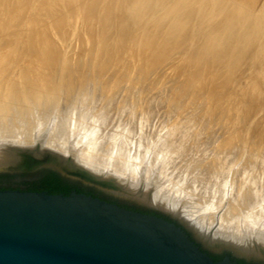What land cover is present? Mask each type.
I'll list each match as a JSON object with an SVG mask.
<instances>
[{
	"label": "rangeland",
	"instance_id": "rangeland-1",
	"mask_svg": "<svg viewBox=\"0 0 264 264\" xmlns=\"http://www.w3.org/2000/svg\"><path fill=\"white\" fill-rule=\"evenodd\" d=\"M66 117L83 119L74 128L95 147L112 143L111 157L120 148L144 156L143 165L162 161L166 177L157 178L171 177L175 186L188 189L183 180L199 177L196 168L208 183L212 176L225 182L221 207L244 213L241 203H230L233 182L252 162L250 176L264 170V0H0V123L33 138L54 132ZM171 135L183 136L179 148ZM204 141L209 155L199 151ZM263 182L255 208L264 203Z\"/></svg>",
	"mask_w": 264,
	"mask_h": 264
},
{
	"label": "water",
	"instance_id": "water-1",
	"mask_svg": "<svg viewBox=\"0 0 264 264\" xmlns=\"http://www.w3.org/2000/svg\"><path fill=\"white\" fill-rule=\"evenodd\" d=\"M47 134L29 145H0V175L50 169L92 185L96 196L0 189V264L264 263V231L241 221L217 225L214 211L222 202L197 215L186 198L166 195L159 170L150 172V183H143L146 163L136 183H129V175L92 174L78 164L75 144L65 154L46 145ZM208 251L225 254L214 260Z\"/></svg>",
	"mask_w": 264,
	"mask_h": 264
},
{
	"label": "bare ground",
	"instance_id": "bare-ground-1",
	"mask_svg": "<svg viewBox=\"0 0 264 264\" xmlns=\"http://www.w3.org/2000/svg\"><path fill=\"white\" fill-rule=\"evenodd\" d=\"M143 1V0H142ZM206 1V0H205ZM257 1V0H256ZM206 3V2H205ZM249 3V2H248ZM252 4V3H251ZM135 5V4H134ZM138 5H140V4H138ZM190 5V4H189ZM143 6V5H142ZM177 7V6H176ZM109 11V10H108ZM250 15V14H249ZM195 18V17H194ZM227 19V18H226ZM229 22V21H228ZM185 24V23H184ZM234 24V23H233ZM232 24V25H233ZM177 25V24H176ZM228 39V38H227ZM222 40V39H221ZM223 43V42H222ZM245 44V43H244ZM223 46V45H222ZM232 46V45H231ZM242 47V46H241ZM245 47V46H244ZM242 50V49H241ZM204 52V51H203ZM243 52V51H242ZM240 55V54H239ZM38 82V81H37ZM79 87V86H78ZM88 88V87H87ZM81 89V88H80ZM79 89V90H80ZM78 90V89H77ZM83 90H84V88H83ZM132 90V89H131ZM136 90V89H135ZM134 90V91H135ZM75 91H76V89H75ZM91 91V90H90ZM77 92V91H76ZM75 92V93H76ZM135 93H136V91H135ZM163 93V92H162ZM150 94V93H149ZM148 94V95H149ZM155 95H158V94H155ZM141 97V96H140ZM152 97V96H151ZM127 98V97H126ZM145 98V97H144ZM150 98V97H149ZM119 99V98H118ZM145 99H147V96H146V98ZM163 99H165V98H163ZM142 100H144L143 98H142ZM159 100V99H158ZM51 101V100H50ZM123 101V100H122ZM125 102H126V104H127V101L126 100H124ZM131 101V100H130ZM147 102L149 101V99L148 100H146ZM151 101V100H150ZM162 101V100H161ZM124 103V102H123ZM140 102L138 101V104H139ZM152 103V102H151ZM158 103H160V102H158ZM52 104V103H51ZM42 105V104H41ZM110 105H112L111 103H110ZM109 105V106H110ZM116 105V104H115ZM128 105H129V103H128ZM132 105V104H131ZM52 106V105H51ZM51 106H50V108H51ZM35 107H38V106H35ZM48 107V106H47ZM121 107H124V106H121ZM147 107V106H146ZM150 107V106H149ZM155 107V106H154ZM158 107V106H157ZM46 108V107H45ZM65 108V107H64ZM141 108V107H140ZM151 108V107H150ZM31 109V108H30ZM35 109H37V108H35ZM42 109H43V111L45 110L43 107H42ZM41 109V110H42ZM113 109V108H112ZM124 109H126V107L124 108ZM32 110V109H31ZM38 110H40V108H38ZM40 110V111H41ZM107 110H109V109H107ZM149 110V109H148ZM152 111H154L153 109H151ZM150 110V111H151ZM37 111V110H36ZM55 111L56 110H54V113H55ZM146 112V111H145ZM149 112V111H148ZM36 113V112H35ZM38 113V112H37ZM157 113V112H156ZM195 113V112H194ZM50 114V113H49ZM114 114V113H113ZM142 114V113H141ZM140 114V115H141ZM154 114V113H153ZM42 115V114H41ZM108 115H110V114H106V116H108ZM115 116H117V114H114ZM123 115V114H122ZM125 115V114H124ZM145 116L147 115L146 113L144 114ZM155 115V114H154ZM194 115V114H193ZM44 116V115H43ZM63 116V115H62ZM69 116V115H68ZM111 116H113V115H111ZM149 116V115H148ZM150 116H152V114L150 115ZM42 117V116H41ZM73 117V116H72ZM105 117V116H104ZM147 117V116H146ZM154 117H156V116H154ZM195 117V116H194ZM193 117V118H194ZM24 118V117H23ZM43 118V117H42ZM60 118V117H59ZM102 118H103V115H102ZM117 118V117H116ZM142 118V117H141ZM140 118V119H141ZM144 118V117H143ZM163 118H165V117H163ZM181 118H183V117H181ZM199 118V117H198ZM48 119V118H47ZM139 119V121H141ZM146 119V118H145ZM150 119V118H149ZM148 119V120H149ZM151 119H153V120H155V118H151ZM150 119V120H151ZM184 119H185V117H184ZM187 119H188V116H187ZM192 119V118H191ZM1 120H2V118H0V122H1ZM60 120V119H59ZM81 121V120H83V119H81L80 117H79V119H78V121ZM108 120V119H107ZM106 120V121H107ZM150 120L149 121H147L146 120V122H149V125H150ZM158 120V119H157ZM156 120V121H157ZM78 121H75V118H72V119H70V117H69V119L66 117V119L64 118L60 123H58V131L55 129V131L54 132H51V133H49V134H47V142H46V145L47 146H49V147H52V148H56V149H58V150H60L61 152H63V153H65V154H68V146L69 145H72V144H75V152H76V159H77V162H78V164L79 165H81L84 169H92V174H95L97 171H105V172H109V174H113L114 175V177H118V176H125V175H129V183H136V177H137V174L143 169V164H142V162H144L142 159L144 158V156H139L138 158L136 157V156H134L135 154L133 153V156L132 155H129L128 153V150L127 151H125V150H120V148L118 149V152L116 151L115 152V156H110V154H108V153H106V152H108V150L109 149H112V147L114 146V145H106V143H105V147H106V149L105 148H102V143L104 144V142H102V143H99V144H101L100 146H101V149H99L100 148V146L99 147H95L96 145H94L95 143H92V141L89 139V135H86V136H84V137H82L81 136V134H82V132H78L79 130L76 128H74L76 125H77V122ZM162 120H160V122H161ZM192 121V120H191ZM200 121H201V119H200ZM199 121V122H200ZM153 122V121H152ZM151 122V123H152ZM179 122H181V120L179 121ZM183 122H184V120H183ZM186 122V121H185ZM190 122V121H189ZM189 122H187V123H189ZM195 122V121H194ZM197 122H198V120H197ZM197 122H195V123H197ZM199 122L197 123V124H199ZM203 122V121H202ZM207 122V121H206ZM205 122V123H206ZM104 123H105V121H104ZM141 123H142V121H141ZM143 123H144V120H143ZM159 122H156V124H158ZM204 123V122H203ZM204 123V124H205ZM1 125H2V123H0ZM6 124V123H5ZM18 124V123H17ZM146 124H148V123H146ZM145 124V125H146ZM153 124H154V122H153ZM179 124V123H178ZM183 124V123H182ZM181 124V125H182ZM191 124V123H190ZM10 125V124H9ZM8 125V126H9ZM12 125V124H11ZM10 125V126H11ZM16 125V124H15ZM152 125V124H151ZM159 125V124H158ZM177 125V124H176ZM5 125H2V126H0V145H3V144H6V143H16V144H32V143H34V142H36L38 139H39V137H40V132H36L35 134H34V136H33V138H28V136H27V138H26V136L25 135H23V133L22 132H19L18 133V131L17 132H14V130L13 131H11V130H8L7 129V127L5 128L4 127ZM9 126V127H10ZM55 126V125H54ZM140 126V125H139ZM142 127H144L143 125H141ZM148 126V125H147ZM184 126V125H183ZM201 125H199V127H200ZM141 127V128H142ZM156 127V126H155ZM185 127V126H184ZM186 127H189L190 128V126H186ZM202 127V126H201ZM203 127L205 128L206 126H204L203 125ZM14 128H16V126L14 127ZM12 129V128H11ZM17 129V128H16ZM143 129H145V128H143ZM147 129H150V127H147ZM153 129V128H152ZM174 129H177V126H176V128H174ZM182 129H185V128H182ZM182 129H180V130H182ZM187 129V128H186ZM200 129V128H199ZM202 129V128H201ZM200 129V130H201ZM154 130V129H153ZM172 130V129H171ZM170 130V131H171ZM25 131V130H24ZM27 132H29V131H27ZM172 132V131H171ZM197 132V131H196ZM201 132V131H200ZM22 133V134H21ZM113 133V132H112ZM111 132H110V134H112ZM166 133H168V132H166ZM179 133V132H178ZM221 133H223V132H221ZM220 133V134H221ZM26 134V133H25ZM116 134V133H115ZM123 134H126V133H124L123 132ZM140 134V133H139ZM143 133H141V135H142ZM191 134V133H190ZM200 135L201 133H199V132H197V135ZM209 134V133H208ZM207 134V135H208ZM214 134V133H213ZM230 134V133H229ZM186 135H188V134H186ZM209 135H211V133L209 134ZM215 135V134H214ZM217 135V134H216ZM219 135V134H218ZM30 136V135H29ZM127 136V135H126ZM175 136V135H174ZM177 136L178 135H176V138L175 139H177V140H174V137L172 138V135H171V138H170V136L169 137H167V139L168 138H170L172 141L174 140V141H176V143H177V148H179L181 145H182V140H178L179 138H177ZM182 136V135H181ZM180 135L178 136V137H181ZM31 137V136H30ZM115 137V136H114ZM142 137V136H141ZM144 137V136H143ZM151 137V136H150ZM165 137V136H164ZM163 137V138H164ZM183 137V136H182ZM182 137H181V139H182ZM210 137V136H209ZM215 137V136H214ZM218 137V136H217ZM105 138V137H104ZM111 138V137H110ZM145 138H146V136H145ZM149 138V137H148ZM118 139V138H117ZM166 138H165V140H167ZM187 138H185L184 140H186ZM205 139V138H204ZM215 139V138H214ZM225 139V138H224ZM196 140V139H195ZM207 140V139H206ZM205 140V141H206ZM106 141H108V140H106ZM118 141V140H117ZM173 141V142H174ZM177 141H181V145H179L178 146V144H180V142H177ZM205 141L204 142H200L199 143V146H201V149H199V151H202V152H204V153H207V152H205L206 151V149H204V146H207L206 144H204V146H203V148H202V144L203 143H205ZM209 142H210V140H208ZM29 142V143H28ZM95 142V141H94ZM163 143H164V141H162ZM166 142H168V140L166 141ZM165 142V143H166ZM173 142H170V143H173ZM184 142V141H183ZM197 142V141H196ZM212 142H214V141H212ZM109 143V142H108ZM115 143H116V141H115ZM185 143H187V142H185ZM191 143V142H190ZM195 143V142H194ZM194 143H192V144H194ZM207 143V142H206ZM219 143V142H218ZM235 143V142H234ZM96 144H97V142H96ZM98 144V145H99ZM113 144H114V142H113ZM209 144V143H208ZM210 144H212V143H210ZM215 143H213V145H214ZM217 144V143H216ZM97 145V146H98ZM235 145V144H234ZM153 146V145H152ZM163 146V150H164V145H162ZM167 146V145H166ZM170 146V145H169ZM168 146V147H169ZM173 146V149H174V145H172ZM183 146H184V143H183ZM190 146V145H189ZM198 146V147H199ZM124 147V146H123ZM150 147V146H149ZM168 147H166V148H168ZM171 147V146H170ZM193 147H195V146H193ZM215 147V146H214ZM254 147V146H253ZM264 147V146H263ZM127 148V147H126ZM129 148V147H128ZM190 148V147H189ZM209 148V147H208ZM218 148V147H217ZM233 149H235L236 150V148H235V146L234 147H232ZM238 148V147H237ZM244 148V147H243ZM252 148V147H251ZM97 149H99V151L97 150ZM124 149H125V147H124ZM172 148H170L169 150H171ZM191 149H192V147H191ZM203 149H204V151H203ZM211 149V148H210ZM216 149V148H215ZM239 149V148H238ZM116 150V149H115ZM114 150V151H115ZM131 150V149H130ZM169 150H167V152L169 151ZM181 151L183 150L182 148L180 149ZM190 150V149H189ZM189 150H187V151H189ZM198 150V149H197ZM218 150H219V148H218ZM225 150H227V148L225 149ZM248 150V149H247ZM142 151V150H141ZM147 151V150H146ZM158 151V150H157ZM156 151V152H157ZM161 151H162V149H161ZM176 151V150H175ZM192 152H194L193 150H191ZM211 151H213V150H211ZM222 151V150H221ZM245 151V150H244ZM250 150H248V152H249ZM262 151V150H261ZM126 152V153H125ZM190 152V151H189ZM192 152H190L189 154H191ZM202 152H200V153H202ZM209 152V151H208ZM231 152H233V150L231 151ZM248 152L246 153V154H248ZM254 151H252L251 153H253ZM147 153V152H146ZM145 153V154H146ZM154 153H155V151H154ZM153 153V154H154ZM170 153V152H169ZM196 153V152H195ZM211 153V152H210ZM245 153V152H244ZM243 153V154H244ZM250 153V154H251ZM264 153V152H263ZM114 154V153H113ZM126 154V155H125ZM131 154V153H130ZM136 154H137V152H136ZM156 154V153H155ZM159 154V153H158ZM157 154V155H158ZM172 154V153H171ZM174 154V153H173ZM208 155H209V153H207ZM212 155H213V153H211ZM221 154H223V153H221ZM225 154V153H224ZM223 154V155H224ZM250 154H248L249 156H250ZM261 154V153H260ZM138 155V154H137ZM151 155H152V152H151ZM160 155H162V154H160ZM170 155V154H169ZM169 155H167V156H169ZM182 155H184L183 157H185V154H180V156H182ZM187 155H188V153H187ZM192 155V154H191ZM191 155H190V157H191ZM195 155V154H194ZM193 155V156H194ZM203 155V154H202ZM206 155V154H205ZM204 155V156H205ZM215 155L217 156V153H215ZM220 155V153L218 154V158L219 157H221V156H219ZM222 155V156H223ZM227 156H229L230 154L228 153V154H226ZM247 155V156H248ZM256 155V154H255ZM166 156V155H165ZM173 158H176V157H178L179 155H175L176 157H174L173 155H171ZM198 156V155H197ZM233 156V155H232ZM236 156V155H235ZM252 156H253V154H252ZM146 157H147V155H146ZM145 157V158H146ZM157 157V156H156ZM156 157H154V159L156 160L157 158ZM170 157V156H169ZM168 157V158H169ZM207 157V156H206ZM215 157V156H214ZM230 157H231V155H230ZM262 157H263V155H262ZM163 158V157H162ZM195 158V157H194ZM194 158H193V160H194ZM202 158H203V156H202ZM201 158V159H202ZM205 158V157H204ZM203 158V159H204ZM207 158H210V157H207ZM217 158V157H216ZM218 158H217V161H219L218 160ZM224 158H226V156L224 155ZM259 158H261V156L259 157ZM264 158V157H263ZM147 159V161H148V159H150L149 157L148 158H146ZM145 159V160H146ZM158 159H159V157H158ZM157 159V160H158ZM182 158H180V160H181ZM187 160H189V157H187L186 158ZM198 159V158H197ZM200 159V158H199ZM213 159V158H212ZM229 158H227V159H222L223 161L222 162H226L227 160H228ZM254 159H255V156H254ZM253 159V160H254ZM257 159V158H256ZM152 160V159H151ZM172 160H175V159H172ZM183 161H184V159H182ZM209 160V159H208ZM231 160H233V157H231ZM167 161H169V159L167 160ZM177 161H179V158L177 159ZM182 161V162H183ZM190 161V160H189ZM195 161V160H194ZM197 161V160H196ZM199 161V160H198ZM248 162H249V160H247ZM259 161V160H258ZM263 161V160H262ZM146 162V161H145ZM149 162V161H148ZM165 162H166V160H165ZM188 162V161H187ZM191 162V161H190ZM193 162V161H192ZM209 162H210V160H209ZM224 162V163H225ZM255 162V161H254ZM256 162H257V160H256ZM264 162V161H263ZM170 163H172V162H170ZM177 163V162H176ZM184 163V162H183ZM183 163H180V164H183ZM205 164L207 163V162H204ZM219 163H221L220 161H219ZM235 163V162H234ZM249 163H251V162H249ZM253 163V162H252ZM251 163V164H252ZM259 163H260V165H262V162H260L259 161ZM258 163V164H259ZM166 165H167V162L165 163ZM178 164V163H177ZM180 164H178V165H180ZM188 164H190L189 162H188ZM188 164H187V166H188ZM193 164V163H192ZM191 164V165H192ZM197 164V163H196ZM195 164V165H196ZM251 164H250V167H248L247 169H246V167H245V170L243 169L242 171H244L243 173H242V176H240L239 174V180H237V181H234V180H236V176L234 177V180H233V178H232V176H230L231 177V180H233L234 182V186H237V187H235V189H234V186H233V190L231 191V199H230V203L232 204H237V203H241L242 204V206L243 207H241V208H244L245 207V209H243V210H245L244 211V213H235V214H233L232 213V208H231V211H230V208H229V206H222L221 208L222 209H220V211H214V214H215V222H216V224L217 225H228V226H238V221H241V222H243L248 228H261L263 231H264V203H262V205H261V203L259 204V206H258V208L256 207L255 208V203L257 202V200H258V195H260L261 193V191L259 192V190H261V189H263V188H261V189H259L260 187H261V185H262V180L264 179V170L262 169V167H260L261 169L260 170H257L258 172H257V175L258 176H256L257 178H255V177H253L254 175V173H256V171L250 176V172H248L247 170L248 169H250V168H253V167H251ZM158 165H159V168H158V170H159V175H161L163 178H164V166H163V164H162V161L161 162H159V161H157V162H153L151 165H145V172H144V183H150V172H152V171H156L155 169H156V167H158ZM186 165V164H185ZM215 165V164H214ZM244 165V164H243ZM253 165V164H252ZM259 165V166H260ZM161 166V167H160ZM198 166H199V164H198ZM206 166V165H205ZM207 166H209V165H207ZM206 166V167H207ZM212 166V165H211ZM229 166H231V163L228 161V164H227V167L226 168H228ZM239 166V165H238ZM240 166H242V165H240ZM245 166V165H244ZM185 167V166H184ZM200 167V166H199ZM204 166H202L201 168H203ZM205 167V168H206ZM233 167V166H232ZM254 167H256V165L254 166ZM168 168V167H167ZM171 168V167H170ZM173 168V167H172ZM171 168V169H172ZM193 168V167H192ZM204 168V169H205ZM226 168H224L225 169V171H226ZM240 168V167H239ZM191 169V168H190ZM197 170H199L198 168H196ZM194 170V169H192V170H194V171H196V172H199L198 174H199V177H197V178H195V176H193L192 174H194V173H191V175L193 176H191V177H185V178H188V179H186V181H184L185 179L184 178H182L180 175H179V177H181V178H179V180L180 179H184L183 180V182L184 183H186V184H190L191 186L190 187H188V189H186V187H184V185H179L178 184V186L176 185H174V183L173 182H175V181H171V177L168 179V180H164V186L167 188V191H166V195H168V196H170V197H173V198H176V199H182V198H186V203L187 204H193V205H195L197 208H198V212H197V215H199V214H203V213H207V212H210V207H212V208H215V209H218L219 208V204L222 202V203H225V202H223V197H224V191H226L225 190V182H220L221 180H219V183L218 182H213V176L212 175H215L213 172L215 171L214 169V171L213 172H211L210 174H209V176L211 175L212 176V180L208 183L207 181H204L205 179H207V178H203L204 177V173L202 174V172H201V174L202 175H200V171H197V170ZM211 169V168H210ZM231 169V168H230ZM170 170V169H169ZM185 170H187V168L185 169ZM192 170H188L187 172L189 173L190 171H192ZM207 170H209V169H207ZM232 170V169H231ZM233 170H234V168H233ZM241 170V169H240ZM174 172L176 171V169L175 170H173ZM172 171V172H173ZM178 171V170H177ZM194 171H192V172H194ZM203 171V170H202ZM221 171V168H220V170H219V172H216V173H221L220 172ZM168 172V171H167ZM166 172V173H167ZM171 172V171H170ZM170 172H169V174H170ZM179 172V171H178ZM181 172V171H180ZM183 172V171H182ZM181 172V173H182ZM187 172H184V173H187ZM195 172V173H196ZM239 172V171H238ZM207 173V172H206ZM206 173H205V177H206ZM229 173V172H228ZM232 173H234V172H232ZM168 174V175H169ZM179 174V173H178ZM237 174V171H236V173H235V175ZM263 175V177H262V175ZM167 175V174H166ZM177 175V174H176ZM176 175H174V176H176ZM195 175V174H194ZM208 175V174H207ZM219 175V174H218ZM218 175H217V177H218ZM173 176V175H172ZM185 176V175H184ZM202 176V177H201ZM211 176H210V178H211ZM216 176V175H215ZM224 176H226L227 177V174L225 173V175ZM224 176H222V178L224 177ZM166 177V176H165ZM161 178V177H160ZM214 178H216V177H214ZM255 178V179H254ZM167 179V178H166ZM178 179V178H177ZM177 179H175V180H177ZM219 179H221V178H219ZM229 179V178H228ZM172 180H173V178H172ZM218 180V179H217ZM178 181V180H177ZM216 181V180H215ZM223 181V180H222ZM180 183H181V180L179 181ZM230 183V182H229ZM264 183V182H263ZM176 184V183H175ZM182 184V183H181ZM186 184H185V186H186ZM227 184V183H226ZM257 184V185H256ZM264 185V184H263ZM230 187H232V186H230ZM248 188L249 190H251V193H250V191H249V195L247 194V193H242V190L244 189V188ZM232 189V188H231ZM229 191V192H230ZM245 191V190H244ZM228 192V193H229ZM247 192V191H246ZM230 195V194H229ZM257 195V196H256ZM227 197H228V194H227ZM261 198V197H260ZM259 198V199H260ZM227 199H229V197L227 198ZM262 200V199H261ZM226 202H228V200H226ZM262 202V201H261ZM243 203H244V205H243ZM232 204V205H233ZM203 205V206H202ZM257 205V204H256ZM236 206H238V204L236 205ZM247 206V207H246ZM235 208V207H234ZM237 208V207H236ZM237 209H239V207L237 208ZM240 210V209H239ZM257 210H259V212L257 211ZM234 212H236L235 210H234Z\"/></svg>",
	"mask_w": 264,
	"mask_h": 264
},
{
	"label": "trees",
	"instance_id": "trees-1",
	"mask_svg": "<svg viewBox=\"0 0 264 264\" xmlns=\"http://www.w3.org/2000/svg\"><path fill=\"white\" fill-rule=\"evenodd\" d=\"M16 182L18 185L15 188L32 191H47L49 193H63L68 194L70 191L84 192L92 196H96L95 191L89 187L86 191L85 187L79 182L63 177L57 172L50 169H43L31 175H0V189L14 188L12 183ZM22 185V186H20ZM107 201H109L107 199ZM111 202V201H110ZM114 202V201H113ZM134 208V207H131ZM214 260L220 259V256L210 254ZM240 264H249L244 260H238Z\"/></svg>",
	"mask_w": 264,
	"mask_h": 264
},
{
	"label": "flooded vegetation",
	"instance_id": "flooded-vegetation-1",
	"mask_svg": "<svg viewBox=\"0 0 264 264\" xmlns=\"http://www.w3.org/2000/svg\"><path fill=\"white\" fill-rule=\"evenodd\" d=\"M59 174V173H58ZM14 175H16V174H14ZM21 176V175H20ZM67 178V177H66ZM69 179H71V178H69ZM71 180H77V179H71ZM78 181H80V180H78ZM80 183H81V185H83L86 189V191L88 190L87 188H89V186H91L92 187V185H88V184H85L84 182H82V181H80ZM13 186V185H12ZM14 188L16 187V186H13ZM95 187V186H94ZM98 197V196H97ZM140 209V208H139ZM141 211H144V212H155V211H153V210H145V209H141ZM155 213H158V212H155ZM158 214H160V213H158ZM208 253H209V255L210 254H215V255H218V256H220V258H222L223 256H224V254H225V252H222V253H214V252H210V251H208ZM211 256V255H210ZM240 259H242V258H239V259H237V261L238 260H240ZM242 260H244L246 263H249V264H264L263 262H258V261H254V260H245V259H242Z\"/></svg>",
	"mask_w": 264,
	"mask_h": 264
}]
</instances>
